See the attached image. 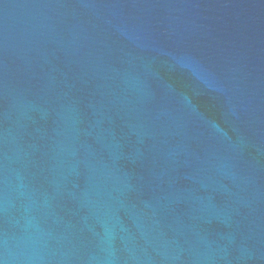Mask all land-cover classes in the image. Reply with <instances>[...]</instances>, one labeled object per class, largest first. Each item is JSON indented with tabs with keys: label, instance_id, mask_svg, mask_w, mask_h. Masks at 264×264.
Masks as SVG:
<instances>
[{
	"label": "water",
	"instance_id": "95a60500",
	"mask_svg": "<svg viewBox=\"0 0 264 264\" xmlns=\"http://www.w3.org/2000/svg\"><path fill=\"white\" fill-rule=\"evenodd\" d=\"M0 264H264V0H0Z\"/></svg>",
	"mask_w": 264,
	"mask_h": 264
}]
</instances>
